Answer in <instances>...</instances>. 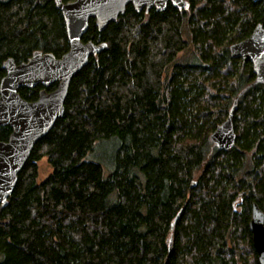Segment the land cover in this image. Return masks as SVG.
Instances as JSON below:
<instances>
[{"label": "trees", "instance_id": "16d2710c", "mask_svg": "<svg viewBox=\"0 0 264 264\" xmlns=\"http://www.w3.org/2000/svg\"><path fill=\"white\" fill-rule=\"evenodd\" d=\"M186 1L128 5L102 31L90 19L83 40L103 48L0 203V264H259L250 221L253 202L264 211V81L231 46L264 26V2ZM69 48L56 0H0V83L8 61ZM44 88L19 92L35 100ZM235 103L236 143L221 149L211 134ZM11 133L0 125V141ZM111 138L105 174L87 156ZM45 155L53 171L39 183Z\"/></svg>", "mask_w": 264, "mask_h": 264}, {"label": "water", "instance_id": "95a60500", "mask_svg": "<svg viewBox=\"0 0 264 264\" xmlns=\"http://www.w3.org/2000/svg\"><path fill=\"white\" fill-rule=\"evenodd\" d=\"M56 1L66 23L69 50L59 58L49 53H36L19 64L8 61L5 65L6 74L0 83V125L12 127L9 139L0 141V203L5 204L15 189L19 173L35 144L63 117L73 77L103 48L92 40H83L90 19H95L102 31L125 13L128 5L138 11L144 8L149 10L154 6L164 10L169 2L179 8L188 6L186 0ZM231 51L234 57L251 61L258 79L264 81V26L258 25L250 36L232 45ZM57 81L59 83L55 89L47 90ZM37 84L45 86L37 99L28 100L20 94L21 87ZM235 111L236 103L228 118L211 134L212 140L221 149H229L236 143L237 134L233 122ZM250 229L259 264H264V211L256 201L252 204Z\"/></svg>", "mask_w": 264, "mask_h": 264}, {"label": "rangeland", "instance_id": "374dc122", "mask_svg": "<svg viewBox=\"0 0 264 264\" xmlns=\"http://www.w3.org/2000/svg\"><path fill=\"white\" fill-rule=\"evenodd\" d=\"M118 147L117 138L103 139L96 142L92 151L88 153L87 158L103 165L105 174L113 169V158ZM53 171V166L49 158L45 155L38 161V178L40 183L45 180Z\"/></svg>", "mask_w": 264, "mask_h": 264}]
</instances>
